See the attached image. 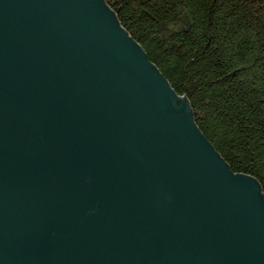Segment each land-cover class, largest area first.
Masks as SVG:
<instances>
[{
  "label": "water",
  "instance_id": "1",
  "mask_svg": "<svg viewBox=\"0 0 264 264\" xmlns=\"http://www.w3.org/2000/svg\"><path fill=\"white\" fill-rule=\"evenodd\" d=\"M0 264H264L257 179L105 0H0Z\"/></svg>",
  "mask_w": 264,
  "mask_h": 264
},
{
  "label": "trees",
  "instance_id": "2",
  "mask_svg": "<svg viewBox=\"0 0 264 264\" xmlns=\"http://www.w3.org/2000/svg\"><path fill=\"white\" fill-rule=\"evenodd\" d=\"M105 1L220 157L264 196V0Z\"/></svg>",
  "mask_w": 264,
  "mask_h": 264
}]
</instances>
